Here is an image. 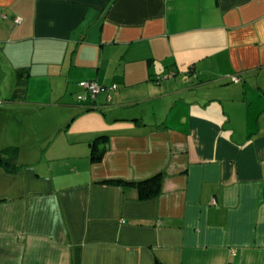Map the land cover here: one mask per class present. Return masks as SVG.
<instances>
[{
  "label": "crops",
  "instance_id": "0c3cea01",
  "mask_svg": "<svg viewBox=\"0 0 264 264\" xmlns=\"http://www.w3.org/2000/svg\"><path fill=\"white\" fill-rule=\"evenodd\" d=\"M9 146L0 264H264V0H0Z\"/></svg>",
  "mask_w": 264,
  "mask_h": 264
},
{
  "label": "trees",
  "instance_id": "16d2710c",
  "mask_svg": "<svg viewBox=\"0 0 264 264\" xmlns=\"http://www.w3.org/2000/svg\"><path fill=\"white\" fill-rule=\"evenodd\" d=\"M26 72L27 71L24 69L18 71L17 86L13 97L14 99H17L25 92L28 81V74ZM102 138L103 136H100L92 142V159L95 161L101 160L104 154V149L97 147L99 140ZM18 150L19 149L16 146H9L0 150V163L4 165L9 172L14 173L20 167L16 162ZM164 178L165 175L161 172L142 180L106 179L102 180V182L116 184L123 187L131 186L138 191L140 200H150L158 197L162 193Z\"/></svg>",
  "mask_w": 264,
  "mask_h": 264
},
{
  "label": "built area",
  "instance_id": "2783aa9c",
  "mask_svg": "<svg viewBox=\"0 0 264 264\" xmlns=\"http://www.w3.org/2000/svg\"><path fill=\"white\" fill-rule=\"evenodd\" d=\"M19 20V18H16V21ZM231 79L234 83H239L241 81V78L236 75L231 76ZM79 85L86 91V95H78L79 101H85L88 97H94L99 94L103 89V87L95 80L81 81Z\"/></svg>",
  "mask_w": 264,
  "mask_h": 264
},
{
  "label": "rangeland",
  "instance_id": "374dc122",
  "mask_svg": "<svg viewBox=\"0 0 264 264\" xmlns=\"http://www.w3.org/2000/svg\"><path fill=\"white\" fill-rule=\"evenodd\" d=\"M72 90V89H71ZM81 94V95H86V91L83 89V90H80L79 92H75V97L77 96V99H78V95ZM79 101V100H78Z\"/></svg>",
  "mask_w": 264,
  "mask_h": 264
}]
</instances>
